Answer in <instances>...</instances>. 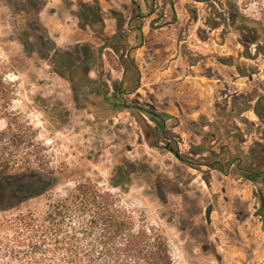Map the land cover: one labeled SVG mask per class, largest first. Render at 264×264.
<instances>
[{
  "label": "rangeland",
  "instance_id": "rangeland-1",
  "mask_svg": "<svg viewBox=\"0 0 264 264\" xmlns=\"http://www.w3.org/2000/svg\"><path fill=\"white\" fill-rule=\"evenodd\" d=\"M100 1L0 0V131L26 122L51 180L0 220L89 180L156 225L176 264H264V0ZM103 16L105 42L90 30ZM121 167L126 190L109 183ZM16 237L0 225V264H45L10 252Z\"/></svg>",
  "mask_w": 264,
  "mask_h": 264
},
{
  "label": "trees",
  "instance_id": "trees-1",
  "mask_svg": "<svg viewBox=\"0 0 264 264\" xmlns=\"http://www.w3.org/2000/svg\"><path fill=\"white\" fill-rule=\"evenodd\" d=\"M245 1L262 4V0ZM235 19L256 23L243 14ZM11 99L8 84L0 76V106L7 108ZM141 110L157 123L162 133L163 117ZM256 114L259 115L257 111ZM26 126V122L18 127L8 122L0 131V212L44 195L51 186L50 178L39 171L36 150L32 154L25 151ZM169 148L178 154L177 148ZM253 174L254 178H262L260 172ZM109 183L112 188L126 190L130 178L121 167L113 171ZM257 214L264 224V205ZM0 225H11L16 238H20L8 245L10 252L29 255L38 263L176 264L166 237L156 225L137 223L133 211L122 204L116 193L89 180L76 183L55 202L49 199L43 214L28 209L1 219Z\"/></svg>",
  "mask_w": 264,
  "mask_h": 264
},
{
  "label": "crops",
  "instance_id": "crops-1",
  "mask_svg": "<svg viewBox=\"0 0 264 264\" xmlns=\"http://www.w3.org/2000/svg\"><path fill=\"white\" fill-rule=\"evenodd\" d=\"M54 2L56 3L57 0H54ZM83 2V1H82ZM85 3V2H84ZM82 3V4H84ZM95 5H98L100 10L102 11H107L108 9H106V7L104 6V4L100 1V0H96L95 3H93L92 6H95ZM90 7V6H89ZM112 14H116L115 16L112 17V19L115 21V22H119V21H122L124 20L126 23L127 26L130 25L131 23V17H125V15H121L122 13H120V10L119 9H115L114 12H112ZM119 16V17H118ZM77 17V16H76ZM110 17H107V16H103L102 17V20H101V25H95L92 27H90V30L93 32V34L97 37V38H100L101 40H103V42H105L108 38L107 36V33H108V28H107V25H106V22L107 21H110L112 20ZM118 24V23H117ZM116 24V25H117ZM101 30V33H99L98 31ZM142 32V29L140 30ZM144 33V32H143ZM111 34H114L113 32H111ZM113 36V35H112ZM68 37V36H67ZM106 47H109V46H106ZM61 50V49H60ZM63 53L69 55L70 52L68 49H62L61 50Z\"/></svg>",
  "mask_w": 264,
  "mask_h": 264
},
{
  "label": "water",
  "instance_id": "water-1",
  "mask_svg": "<svg viewBox=\"0 0 264 264\" xmlns=\"http://www.w3.org/2000/svg\"><path fill=\"white\" fill-rule=\"evenodd\" d=\"M175 155H176L177 158L180 157L179 154H175ZM211 212H212V207H211V205H208L206 207V209H205V219H206L207 222L210 221Z\"/></svg>",
  "mask_w": 264,
  "mask_h": 264
}]
</instances>
